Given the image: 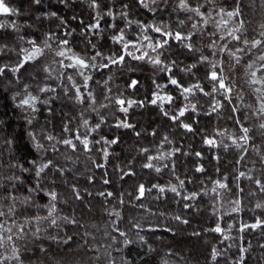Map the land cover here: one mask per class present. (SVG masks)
<instances>
[{
    "label": "clouds",
    "instance_id": "obj_1",
    "mask_svg": "<svg viewBox=\"0 0 264 264\" xmlns=\"http://www.w3.org/2000/svg\"><path fill=\"white\" fill-rule=\"evenodd\" d=\"M0 264H264V0H0Z\"/></svg>",
    "mask_w": 264,
    "mask_h": 264
}]
</instances>
